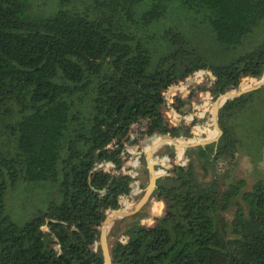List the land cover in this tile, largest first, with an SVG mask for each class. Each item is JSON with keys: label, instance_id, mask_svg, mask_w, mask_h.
<instances>
[{"label": "trees", "instance_id": "1", "mask_svg": "<svg viewBox=\"0 0 264 264\" xmlns=\"http://www.w3.org/2000/svg\"><path fill=\"white\" fill-rule=\"evenodd\" d=\"M52 1L50 15L32 17L31 0H0V264H103L97 228L136 180L120 174L136 164L122 155L130 132L187 137L163 108L171 118L190 110L191 125L202 114L187 98L203 96L207 75L171 91L190 73L210 71L216 97L264 73V0ZM258 94L264 103L262 87L221 107L217 144L188 149L184 168L180 151L157 172L159 220L142 226V209L123 230L115 224L112 264H264V176L245 191L231 179L238 156L254 167L264 159V105L250 104ZM192 153L205 176L219 161L225 171L197 185ZM53 182L60 203L22 226L5 215L7 190Z\"/></svg>", "mask_w": 264, "mask_h": 264}, {"label": "rangeland", "instance_id": "2", "mask_svg": "<svg viewBox=\"0 0 264 264\" xmlns=\"http://www.w3.org/2000/svg\"><path fill=\"white\" fill-rule=\"evenodd\" d=\"M45 2H46V5L43 7V4ZM31 3L33 5L30 4L29 14L32 17L48 16L53 11L52 6L54 5V1L52 0H31ZM261 39L262 38H257V41L259 42ZM198 72H204V73L210 74L214 82L215 80L213 78L214 76L211 74L210 71H207V70H199L197 72L190 73V75L194 76V74ZM206 77L207 78L203 79V84L201 85L202 87L201 91H202L203 96L197 100L198 102L194 100L195 106H197L201 110L202 114L198 118L195 119V123L192 125V127L188 121L190 118H192L191 117L192 114L190 110H187L184 116H177L175 118H171L168 115H166L168 111V110L166 111V106L164 107V112H163L164 116L169 119L170 125H174V126L176 125L177 127H179L180 126L179 122L181 121L180 124L183 123V125L186 124L187 126H189L190 131L204 133L205 136H203V139L207 138L206 136L207 132L209 134V137L212 136L214 132H215V135L217 133L214 127L212 126V121H211V116H210L212 113L210 112L212 109V104L214 100L216 99V96L208 91L210 84L208 83V76ZM258 81L259 80L257 79L250 78L245 83L246 87H249L251 84L257 83ZM245 84H242V85H245ZM167 91L165 92V94L167 93ZM190 96L194 98V95L192 93L188 94V97ZM260 101H261V97H259V94H258L256 95V97H253L250 104L260 109L258 106V103L261 106L264 105V103H260ZM204 105H206V108H203ZM205 110H207V112H204ZM260 111L264 113V111H262L261 109ZM134 132L135 130H133L132 133ZM238 132L241 133V128H238ZM179 135H181L182 140L184 142H190V140H192V138L186 137L185 134L179 133ZM132 140L133 138L130 137V140L128 141L126 145L127 147L124 149V153L122 155H125L126 157H130V158L133 157V160L136 162L135 166L130 171L127 172L128 176H130L131 178H135L136 180L133 186L128 185L130 190L131 189L133 190V193L128 194V195H123L119 198L121 209H131V207H134V205L139 201L143 193V189H141L140 184L145 183V186H146L147 179H148L147 172L145 170V161L143 159V163H142V161L140 160V156L142 152H144V147H140L139 149L133 152L131 150V148L134 147ZM170 146L171 145H166V144L159 146L158 149L156 150V155L160 152H166ZM172 147L175 148L174 150L175 151L174 161H175L178 157L180 149L174 146ZM184 154L185 152L182 150V156L185 161L183 168L186 167L188 163V159L185 157ZM191 158L194 162L195 181L197 185L201 187L207 186L210 183L212 177H214L213 176L214 174H216L217 176H221V174H223V172L225 171L224 170L225 162L219 161L214 165L213 168L210 167V169H208L207 175L205 176L203 174L204 172L200 164L195 160L194 153H192ZM166 159L167 160H163L158 157L155 158V160L159 161L160 164H162V166H157L155 168L156 172L166 171V169L164 168L165 167L164 164L170 163L169 159L171 158H166ZM110 165L113 166L112 172L116 171L118 173L114 165L113 164H110ZM142 170L145 171V174L141 173ZM259 176H264V159L260 164H258L257 167H254L250 159L247 156H245L244 154L238 156L235 169L232 170L231 179L235 181L239 179L243 180L244 182L243 190L245 191V190L251 189V187L253 186V184L255 183V181L258 179ZM59 189L60 187L57 182L48 183V184H45L42 186H36V187H31L28 184H22V185L16 186V188L12 190H7L5 194L4 213L5 215L9 217L11 221L15 222L19 226H22L26 224L27 222H29L39 212L45 211L49 202L56 203V204L60 203L61 193ZM151 202L152 201H150L147 204V206L143 208L144 216L142 218L139 217L140 224L144 227H148V226L152 227V225L156 224V222H158L159 220L158 218L160 215L155 217V216H152V213L156 211L155 205L159 203H163V202H154V203H151ZM131 218L132 217L124 218L123 219L124 221L121 223H120V220H118L115 222V224L118 223L117 225L123 230V226L128 225L130 223ZM45 229L46 228H44V230ZM122 237L126 238L123 235V231H122V236L120 237V239Z\"/></svg>", "mask_w": 264, "mask_h": 264}, {"label": "water", "instance_id": "3", "mask_svg": "<svg viewBox=\"0 0 264 264\" xmlns=\"http://www.w3.org/2000/svg\"><path fill=\"white\" fill-rule=\"evenodd\" d=\"M263 70H264V67H263ZM189 76L190 75H188L187 77ZM243 78H246L247 80L250 79L248 76L243 77ZM262 87H264V73L257 83L251 84L247 88H241L240 86H238V84L236 87H233V86L228 87L226 89V92H224L223 94H219L216 97V99L213 102L212 114L210 116H211L212 126L216 130L217 135L211 140H203L201 142L190 143V142H184L182 140L181 135H178V136H171L170 134L161 135L156 132H152L149 134L145 133V134L140 135V137L138 136L137 138H133L132 143L134 146H136L137 149H139L140 147H143L145 145L144 144L145 141L152 140V143L148 145L147 147H144V152H142V156L145 161V170L148 176L147 184L145 188L143 189L141 198L134 205V207H132L131 209H121V204L118 201L119 208L115 210L109 209L105 212V219L103 223L100 225V227L97 228V230L99 231L98 245H99L100 253L103 257V264H112V257L110 254L109 243H108V235H109L111 228L114 226L115 222L118 220L124 219V218L133 217L136 214H138L143 208H145L147 204L150 202L153 192L157 188V185H156L157 181L164 178V176L159 177L155 175L156 174L155 168L157 166H162V164H160L159 161L155 160V157H154L156 150L158 149V147L156 148L154 145L155 141L158 140L159 141L158 144H161V145L166 144V145L177 147L180 150H183L184 152H186L190 148L203 147L205 145H210V144H217L220 136L222 135V131L218 125V114H219V110L221 109V107L228 100H233L243 95H246L248 93L258 91ZM208 90H210V87ZM187 101L190 105L194 104V98L192 96L188 97ZM203 108H206V105H204ZM163 112H164V108H163ZM185 114H186V111L183 113H180L178 116H184ZM135 126L136 124H133L132 128L135 129ZM174 128L175 127L173 125H170L169 127V129H174ZM187 128L189 129V134L187 137L192 138L193 140L198 139V137L203 138V136H205V134L202 132L196 133V131L194 132L190 131L189 126H187ZM143 131H144L143 127L139 128L138 134L142 133ZM179 131H181V128H179ZM131 134L132 132H130V134L127 136V140L123 142V147H127L126 145L128 141L130 140ZM169 161L171 164H173L174 158L169 159ZM165 169L168 170L167 168ZM120 174L128 175V173H120ZM90 182H91V179L89 178V184ZM133 184L134 183H131L130 186H133ZM91 189L95 190L93 189V187H91ZM132 193H133V190L131 189L129 194H132ZM44 228L45 226L42 227V230H44ZM44 231H46V229ZM127 240H128V237H126V241ZM126 241L124 243H126Z\"/></svg>", "mask_w": 264, "mask_h": 264}, {"label": "bare ground", "instance_id": "4", "mask_svg": "<svg viewBox=\"0 0 264 264\" xmlns=\"http://www.w3.org/2000/svg\"><path fill=\"white\" fill-rule=\"evenodd\" d=\"M204 75H207V76H209L210 77V79H211V81H213V79L211 78V75L210 74H207V73H204V72H198V73H196L195 74V76L187 83V84H185V85H183V86H180V87H173V88H171V91H181V90H185V89H188L189 87H191L197 80H199L202 76H204ZM241 88H247L246 86H244V87H242L241 86ZM234 91V90H233ZM169 95H170V93H168V97H169ZM167 104H169V98H167ZM212 107H213V104H212ZM208 110V109H207ZM207 110H205V112H207ZM210 112H212V109H211V111ZM212 114V113H211ZM204 127V126H203ZM211 128V127H210ZM212 130V129H211ZM216 135H217V133H216ZM215 132L213 133V135L212 136H210V137H207V138H205V139H203V138H198V139H196V140H190V143H193V142H201V141H203V140H211V139H213L215 136ZM152 143V141L148 144V145H150ZM159 143V141L158 140H156L155 141V143H154V145H155V147L157 148V147H159V146H161V144H158ZM147 145V146H148ZM175 149V148H174ZM179 151H182V150H179ZM156 176H157V172H156V174H155ZM126 201V200H125ZM130 205V204H129ZM124 207V206H123ZM132 208V207H131Z\"/></svg>", "mask_w": 264, "mask_h": 264}, {"label": "built area", "instance_id": "5", "mask_svg": "<svg viewBox=\"0 0 264 264\" xmlns=\"http://www.w3.org/2000/svg\"><path fill=\"white\" fill-rule=\"evenodd\" d=\"M167 158V157H166ZM165 157L161 158L163 160H167ZM170 162V161H169ZM120 242L124 243L126 241V238L122 237L121 239H119Z\"/></svg>", "mask_w": 264, "mask_h": 264}, {"label": "crops", "instance_id": "6", "mask_svg": "<svg viewBox=\"0 0 264 264\" xmlns=\"http://www.w3.org/2000/svg\"><path fill=\"white\" fill-rule=\"evenodd\" d=\"M181 122V121H180ZM180 122H179V125H180ZM174 126V125H173ZM175 128L177 127L176 125L174 126ZM184 127H186L187 128V125L185 124L184 125ZM138 137V135L136 136V138ZM126 148V147H125ZM142 155V154H141ZM154 157L156 158V153H155V155H154ZM151 203H154V202H151Z\"/></svg>", "mask_w": 264, "mask_h": 264}]
</instances>
